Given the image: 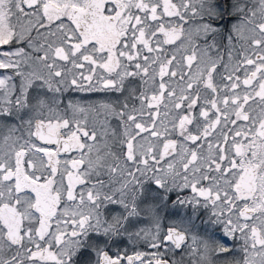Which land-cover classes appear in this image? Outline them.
Listing matches in <instances>:
<instances>
[{
	"label": "snow or ice",
	"instance_id": "1",
	"mask_svg": "<svg viewBox=\"0 0 264 264\" xmlns=\"http://www.w3.org/2000/svg\"><path fill=\"white\" fill-rule=\"evenodd\" d=\"M0 264H264V0H0Z\"/></svg>",
	"mask_w": 264,
	"mask_h": 264
}]
</instances>
